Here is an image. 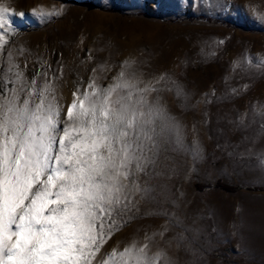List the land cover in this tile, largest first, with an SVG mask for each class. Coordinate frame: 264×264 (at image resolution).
Listing matches in <instances>:
<instances>
[{
    "label": "rangeland",
    "instance_id": "obj_1",
    "mask_svg": "<svg viewBox=\"0 0 264 264\" xmlns=\"http://www.w3.org/2000/svg\"><path fill=\"white\" fill-rule=\"evenodd\" d=\"M254 187L264 0H0V264H264Z\"/></svg>",
    "mask_w": 264,
    "mask_h": 264
},
{
    "label": "trees",
    "instance_id": "obj_2",
    "mask_svg": "<svg viewBox=\"0 0 264 264\" xmlns=\"http://www.w3.org/2000/svg\"><path fill=\"white\" fill-rule=\"evenodd\" d=\"M216 187H219L220 189H223L225 191H233L235 189H237V187L235 186H232V185H229L227 184L226 182L218 179L215 184H214ZM251 189H254V190H264V187H254V188H251Z\"/></svg>",
    "mask_w": 264,
    "mask_h": 264
},
{
    "label": "bare ground",
    "instance_id": "obj_3",
    "mask_svg": "<svg viewBox=\"0 0 264 264\" xmlns=\"http://www.w3.org/2000/svg\"><path fill=\"white\" fill-rule=\"evenodd\" d=\"M7 103H8V102H7ZM39 144H40L39 147L42 146V148H43V138H40V139H39ZM28 146H29V144H28ZM25 167H26V166H25ZM23 169H24V168H23ZM22 172H23V171H22ZM17 195H18V194H17ZM23 198H24V197H23ZM23 198H22V197H18V198H17L18 203L21 204V203L23 202Z\"/></svg>",
    "mask_w": 264,
    "mask_h": 264
}]
</instances>
